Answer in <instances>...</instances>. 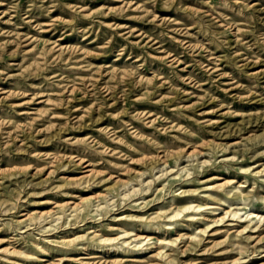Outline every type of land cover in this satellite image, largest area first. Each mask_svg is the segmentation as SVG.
I'll use <instances>...</instances> for the list:
<instances>
[{
	"label": "rangeland",
	"instance_id": "obj_1",
	"mask_svg": "<svg viewBox=\"0 0 264 264\" xmlns=\"http://www.w3.org/2000/svg\"><path fill=\"white\" fill-rule=\"evenodd\" d=\"M0 264H264V0H0Z\"/></svg>",
	"mask_w": 264,
	"mask_h": 264
},
{
	"label": "bare ground",
	"instance_id": "obj_2",
	"mask_svg": "<svg viewBox=\"0 0 264 264\" xmlns=\"http://www.w3.org/2000/svg\"><path fill=\"white\" fill-rule=\"evenodd\" d=\"M90 163H91V161H90ZM84 165V164H83ZM229 179V178H228ZM221 183V182H220ZM80 209V208H79ZM139 226V225H138Z\"/></svg>",
	"mask_w": 264,
	"mask_h": 264
}]
</instances>
